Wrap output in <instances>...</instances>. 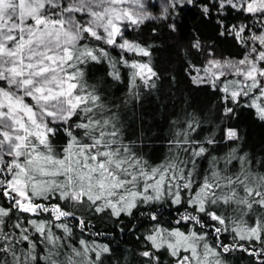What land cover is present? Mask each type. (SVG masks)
<instances>
[{
    "label": "snow or ice",
    "instance_id": "1",
    "mask_svg": "<svg viewBox=\"0 0 264 264\" xmlns=\"http://www.w3.org/2000/svg\"><path fill=\"white\" fill-rule=\"evenodd\" d=\"M193 4L152 0L158 10L153 14L146 0H0V196L8 202L0 205V264H101L107 245L73 238L70 221L82 231L89 227L78 211L130 216L138 203L164 198L185 205L175 223L189 227H155L145 237L150 247L140 253L145 264H158L161 250L176 264H224L222 254L236 248L264 257V173L254 171L235 147L223 156L209 147L238 141L236 129L225 128L220 140L190 139L199 126L193 115L169 141L171 155L152 165L123 140L111 106L84 79L82 65L104 61L114 80L121 79L118 65H123L132 69L131 88L137 80L155 88L150 60L130 61L122 54L116 60L104 45L150 57L151 46L125 33L158 20L175 32L178 15ZM198 6L205 17L214 8L220 17L234 11L260 24L256 32L243 23L228 25L246 54L238 60L210 58L203 69L193 66V82L214 89L219 83L226 104L243 102L264 121V0H208ZM218 22L223 35V21ZM193 47L199 49V42ZM61 130L68 141L57 150L53 138ZM202 157L209 171L196 177ZM234 161L238 167L230 171ZM250 213L256 215L251 224L245 219ZM225 233L233 234V244L222 243ZM238 241L262 248L250 250Z\"/></svg>",
    "mask_w": 264,
    "mask_h": 264
},
{
    "label": "trees",
    "instance_id": "2",
    "mask_svg": "<svg viewBox=\"0 0 264 264\" xmlns=\"http://www.w3.org/2000/svg\"><path fill=\"white\" fill-rule=\"evenodd\" d=\"M207 2L208 0H194L191 7L186 5L177 17L179 24L175 32L171 31L163 20L146 21L138 29L130 28L125 36L143 46H151L150 57L121 53L117 48L104 45L116 60H119L121 54L130 61L150 60L151 67L157 73L154 78L155 88L145 87L139 80L136 82L137 87L131 88L129 78L132 69L123 65H118L121 79L114 80L110 75V64L104 61L82 65L84 79L90 85H95L102 94V99L111 106L112 112L117 116L123 140L132 142L149 164L159 165L171 155L169 141L194 115L199 126L190 139L199 138L204 141L214 135L220 140L225 128H234L240 137L238 141L225 140L209 147L215 149L214 154L217 156H223L235 147L238 155L246 154L254 171L264 173V121L258 119L255 110L246 107L243 102L239 105L226 104L221 99L223 93L219 90V83L214 89L208 83L193 82V66L203 69L210 58L240 59L246 54L247 49L226 31L228 25L247 24L254 32L259 31L261 26L255 18L234 11L220 17L213 8L212 13L205 17L198 5ZM151 11L156 14L158 10L152 7ZM221 19L225 28L223 35L221 24L218 22ZM197 41L200 44L199 49L193 47ZM226 107H232L233 113L226 115ZM67 141L68 137L62 130L53 138L57 150ZM237 167L234 161L229 170ZM208 171L207 157L199 158L194 175L200 177ZM0 205L8 206L3 196H0ZM184 212V204L176 205L164 198L154 203H138L130 216L115 217L108 211L94 213L80 210L77 214L89 225L88 229L82 231L77 228L76 221H70L69 227L72 228L73 238L77 241L84 239L90 245L95 241L97 244L108 246L109 252L102 255L101 264H145L146 258L140 253L150 247L145 240L146 235L155 227L181 228L187 231L188 225L175 223ZM152 215L156 216V220L150 219ZM19 216L23 218L28 214L19 213ZM255 218L256 215L251 213L249 217H245L250 224ZM205 220L209 224L213 223L208 221L207 217ZM53 230L57 235L62 234L60 229ZM206 230L211 233L210 229ZM232 236V233H225L221 235L220 240L224 244H233ZM208 242L214 243L212 234L208 236ZM236 243L250 250L262 248L258 242ZM39 251L38 248L37 252ZM156 255L159 257L158 264H176L175 259L166 250H161ZM220 258L224 264H260L264 257H254L236 248L223 253Z\"/></svg>",
    "mask_w": 264,
    "mask_h": 264
},
{
    "label": "rangeland",
    "instance_id": "3",
    "mask_svg": "<svg viewBox=\"0 0 264 264\" xmlns=\"http://www.w3.org/2000/svg\"><path fill=\"white\" fill-rule=\"evenodd\" d=\"M146 3L148 4V10H152V0H146ZM119 39V38H118ZM224 60H238V59H224ZM224 60H221V61H224ZM203 73L201 72V75H202Z\"/></svg>",
    "mask_w": 264,
    "mask_h": 264
}]
</instances>
